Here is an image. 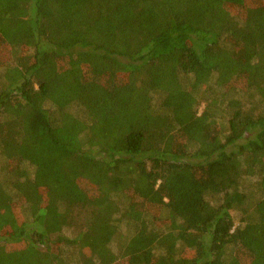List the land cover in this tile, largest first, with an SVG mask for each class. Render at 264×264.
Segmentation results:
<instances>
[{
	"label": "trees",
	"instance_id": "16d2710c",
	"mask_svg": "<svg viewBox=\"0 0 264 264\" xmlns=\"http://www.w3.org/2000/svg\"><path fill=\"white\" fill-rule=\"evenodd\" d=\"M0 264H264V0H0Z\"/></svg>",
	"mask_w": 264,
	"mask_h": 264
},
{
	"label": "rangeland",
	"instance_id": "374dc122",
	"mask_svg": "<svg viewBox=\"0 0 264 264\" xmlns=\"http://www.w3.org/2000/svg\"><path fill=\"white\" fill-rule=\"evenodd\" d=\"M235 215V218H236V222L238 221V216L236 215V214H234Z\"/></svg>",
	"mask_w": 264,
	"mask_h": 264
}]
</instances>
